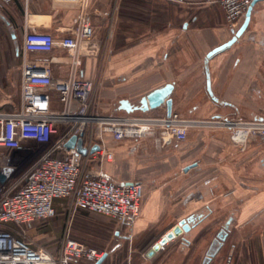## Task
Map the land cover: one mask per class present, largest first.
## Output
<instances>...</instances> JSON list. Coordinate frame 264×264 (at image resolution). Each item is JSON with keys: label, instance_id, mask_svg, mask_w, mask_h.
<instances>
[{"label": "crops", "instance_id": "obj_1", "mask_svg": "<svg viewBox=\"0 0 264 264\" xmlns=\"http://www.w3.org/2000/svg\"><path fill=\"white\" fill-rule=\"evenodd\" d=\"M144 1L134 7L137 11L146 10V20H131L130 31L127 27L124 31L122 25L116 28L115 22V33L123 34L125 44H115L116 61L105 70L97 61L108 45L109 36L102 26L108 0H90L88 4L94 14V40L98 48L81 58L78 74L92 81L100 113H125L118 108L120 99L139 106L142 96L166 83L173 84L172 110L183 116L209 118L188 115L192 106L197 110L206 104L213 113L210 118L264 113V0L252 4L248 25L235 42L209 57L210 50L231 38L244 15L230 28L216 2ZM2 9L8 24L13 22L16 26L11 38L19 44L13 54L19 61L18 67L0 69V109L13 110L19 104L25 27L59 37L65 34L76 7L52 0H13ZM33 56L52 75H67L70 64L63 49L54 47ZM205 67L211 92L207 89ZM133 112L155 116L166 112V108H136ZM229 133L223 128L193 127L181 144L167 149L155 146L147 137L114 140L109 134H101L102 145L112 152V158L94 160L89 166L118 183H142L140 214L130 226L134 236L154 229L162 237L180 220L193 217L190 230L173 238L179 239L178 250L184 257L198 239H205L200 261L203 264L209 243L220 230H225L227 251L220 255L222 250H217L214 259L220 260L214 263L213 255L209 263L252 264L251 252L257 244L260 246L256 250L264 253V224L255 226L256 220H264V140L257 134L242 146L234 144ZM4 152L8 151L0 147V154ZM234 231L236 239L231 236ZM181 236L189 242L183 243ZM230 239L233 241L229 242ZM254 256L259 259L260 254ZM175 257L166 255L164 259Z\"/></svg>", "mask_w": 264, "mask_h": 264}, {"label": "built area", "instance_id": "obj_2", "mask_svg": "<svg viewBox=\"0 0 264 264\" xmlns=\"http://www.w3.org/2000/svg\"><path fill=\"white\" fill-rule=\"evenodd\" d=\"M11 1L0 0V10ZM52 1L74 4L75 15L59 37L25 27L19 104L13 110L0 109V147L8 151L0 154V264H95L104 256L68 234L60 237L53 250L33 247L10 225H30L49 220L59 211L73 215L83 210L132 226L140 214L143 185L139 181L118 183L91 169L92 161L112 158V152L102 145L101 134L114 140L147 137L161 149L181 144L193 127L226 129L230 140L242 146L252 136L264 135V119H200L173 110L158 116L100 113L92 81L78 74L81 58L98 48L90 0ZM207 1L219 4L226 24L233 28L253 0ZM54 47L63 49L69 60L70 68L63 78L52 75L33 56ZM80 135L85 154L75 145H66L72 136L76 143ZM95 144L98 150L90 152ZM17 151V157L7 155ZM23 157L30 165L18 174L16 166Z\"/></svg>", "mask_w": 264, "mask_h": 264}, {"label": "rangeland", "instance_id": "obj_3", "mask_svg": "<svg viewBox=\"0 0 264 264\" xmlns=\"http://www.w3.org/2000/svg\"><path fill=\"white\" fill-rule=\"evenodd\" d=\"M140 2L145 3L144 0H108L106 13L105 16H103L104 19L102 23L104 31H106L104 33L109 36L108 45L104 56L99 58L97 61L99 62V67L102 68V70H105V68L109 67L110 64L113 66L114 61H116L113 53V51H115V44L119 45V47H121V43L125 44L123 34L119 36L116 35V28L122 25L123 30L127 27L128 31H130L129 28L131 26V20H146V17L148 16L146 10L137 11V8L134 7L135 3ZM115 22L118 24L116 28ZM14 27L16 26L13 22L8 24L6 11L2 9L0 11L1 70L3 68L4 70L9 68L12 69L13 67L17 68L19 64V61L14 58L13 55L15 52L14 48L19 46L18 41L14 42V39L11 38V34L15 31ZM126 30L127 29L125 28L124 31ZM112 35L114 36L112 37ZM116 38L118 40H116ZM96 92L97 90H95V93ZM190 106L192 105H189V107ZM209 109L210 108L207 107V104L205 107L197 110H195V107L192 106L189 111L190 114L188 115L210 118L213 113L210 112ZM132 114H138V112H133ZM226 117L247 118L241 115H231ZM262 144L264 146V142H262ZM19 153L20 152L17 151L8 153L7 155H9L10 158H14L20 155ZM2 163L3 162H1L0 167ZM29 165L30 163L28 158L25 159V157H23L21 159V163H17V173L20 174L24 172ZM57 204L60 205L61 202H58ZM256 224H259V226L263 225L264 220H256L255 226H258ZM251 225L254 226V222H251ZM8 227L21 233V236L28 241L31 246L44 247L50 250L54 249L61 236L68 234L69 236L74 237L88 246L94 247L106 254L104 257L105 260L103 259L104 262L102 264H200L201 255L204 252L203 247L207 242L205 239H198L197 242L195 241L196 244L194 243L189 247L190 249L187 250V255L184 257V253H181L178 250V238L168 241L166 244L161 245L157 249H153L154 244L161 239L160 234H157L154 229L150 232H145L140 236H134L130 226L120 225L109 217L85 211H77L73 215H68L67 212L59 211L56 216L46 221H34L30 225H10ZM231 236L236 239L238 235L235 232L233 235L231 234ZM231 241L233 240L230 239L229 242ZM259 246L257 244L255 248L257 249ZM256 249L251 252L252 264H264V253H262V250L259 252ZM226 251L227 249L224 247L219 254L223 255ZM257 253L258 255L260 254L259 259H255L254 255H257ZM166 255H175L176 257L170 260L164 259ZM218 258L214 259V263H216L215 260H220V257ZM221 262L223 264V261Z\"/></svg>", "mask_w": 264, "mask_h": 264}, {"label": "water", "instance_id": "obj_4", "mask_svg": "<svg viewBox=\"0 0 264 264\" xmlns=\"http://www.w3.org/2000/svg\"><path fill=\"white\" fill-rule=\"evenodd\" d=\"M255 1L256 0H253L251 2V4L247 7V9L244 13L243 21H242L241 25L239 26V28L234 32V35L228 41H226L223 44H221V45L213 48L212 50H210L207 53V57H209L212 54H214L218 51H221L224 48L228 47L231 43H233L236 40V38L238 36H240V34L244 31V29L248 25V22L250 20L251 7ZM205 71H206L207 89L209 92H211L210 88H209V78H208V72H207L206 67H205ZM172 89H173L172 83H166L165 85H163L161 87L155 88L154 90H152L148 94L141 97L139 106H137V105L133 106L128 99H125V98L120 99L118 108L120 110L127 112V113H130L136 108H139L142 111H148V110H154V109L161 107V106H165L166 114H170V112L172 111V98L170 96L172 93ZM75 139H76V137L72 136L69 140H67L66 145L67 146H74L75 145L78 152H80L81 154H85L86 148H84L82 146L81 135L79 138H77L76 143H75ZM98 148H99V146L97 144H95L91 147L90 152L98 150ZM192 221H193V217L189 218L188 220H184V219L180 220L175 226H173V228L170 231L165 233L161 237V239L154 244L153 249H157L161 245L166 243L167 241L173 239L174 237L179 236L182 233L188 232L190 230L189 222H192ZM225 227H227V224L225 225ZM225 235H226L225 230H220L217 233V235H216L217 237L212 241L213 245L209 247V249L206 253L207 258H210L211 256H213L217 252V250L219 249V247L222 244V241L225 238ZM105 256H106V254H104V256L100 260H98L95 264H100V262L104 259Z\"/></svg>", "mask_w": 264, "mask_h": 264}, {"label": "flooded vegetation", "instance_id": "obj_5", "mask_svg": "<svg viewBox=\"0 0 264 264\" xmlns=\"http://www.w3.org/2000/svg\"><path fill=\"white\" fill-rule=\"evenodd\" d=\"M235 31H236V30H233V31H232V36L234 35V32H235ZM232 36H231V37H232ZM234 42H235V41H234ZM231 44H232V43H231ZM231 44H230V45H231ZM230 45H229V46H230ZM217 118H221V117H217ZM245 119H248V120H257V119H258V120H262V119H264V113H263L262 115H259V116L247 117V118H245ZM262 138H263V140H264V135L262 136ZM263 161H264V160H263ZM226 236H227V235H225V238H224V240L222 241L221 246L219 247L220 251H221L224 247H226V245H227V241H226L227 237H226ZM216 237H217V236H216ZM216 237H215V238H216ZM181 238H182L181 241H182L183 243H188V242H189V240L186 238V236H181ZM212 241H213V240H212ZM212 241L209 243L208 249H209L210 246L213 245ZM225 243H226V244H225ZM226 248H227V247H226ZM219 249H218V250H219ZM207 251H208V250H207ZM220 251H218V252H220ZM215 257H216V255L214 254V257H212L211 260H213ZM208 259H209V258H207V260L204 259L203 264L206 263V262H208V263L210 262V263H211V260H208ZM210 263H209V264H210Z\"/></svg>", "mask_w": 264, "mask_h": 264}, {"label": "trees", "instance_id": "obj_6", "mask_svg": "<svg viewBox=\"0 0 264 264\" xmlns=\"http://www.w3.org/2000/svg\"><path fill=\"white\" fill-rule=\"evenodd\" d=\"M13 1V0H12ZM80 211H83V210H80ZM86 212V211H85ZM105 260V259H104ZM104 260L101 262V264L104 262Z\"/></svg>", "mask_w": 264, "mask_h": 264}]
</instances>
